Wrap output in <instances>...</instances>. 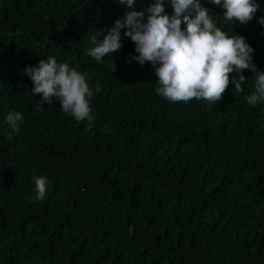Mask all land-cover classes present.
<instances>
[{"label":"trees","instance_id":"obj_1","mask_svg":"<svg viewBox=\"0 0 264 264\" xmlns=\"http://www.w3.org/2000/svg\"><path fill=\"white\" fill-rule=\"evenodd\" d=\"M199 2L264 71V0L233 25ZM125 11L118 0H0V264H264V102L246 100L255 74L242 70L244 91L230 82L216 103L168 101L149 62H126L137 53L123 29L112 56L87 54ZM50 56L87 75L91 126L55 98L39 106L24 70ZM9 112L24 117L18 133Z\"/></svg>","mask_w":264,"mask_h":264},{"label":"clouds","instance_id":"obj_2","mask_svg":"<svg viewBox=\"0 0 264 264\" xmlns=\"http://www.w3.org/2000/svg\"><path fill=\"white\" fill-rule=\"evenodd\" d=\"M136 0H118L125 6L122 18L117 19L103 39L92 35V45L87 54L97 62L120 50L121 29L123 36L135 45L136 55L126 62L136 61L153 66L160 97L171 102L188 103L193 99H204L216 103L234 84L235 93L244 91L242 84L247 77L242 70L254 75V91L246 97L249 105L264 102V71L253 63L254 49L242 35H228L222 31L209 15V9L202 7L199 0H154L145 11L132 10ZM170 2L171 15L165 13L164 3ZM222 6L226 22L247 24L259 9L256 0H210ZM147 13V15H146ZM146 17V18H145ZM264 25V16L259 18ZM183 25V27H182ZM233 30V27H232ZM116 64L114 71L116 70ZM31 79L32 93L39 94V106L59 101L62 111L77 121L94 120L89 98L94 95L87 82V75L70 68L67 63H57L54 57L40 59L38 65L24 70ZM238 78L233 80L232 73ZM100 90L99 85L96 91ZM42 107V106H41ZM19 112H9L6 120L13 133L20 131ZM11 138V135L9 136ZM35 200L43 201L46 195V179L35 178Z\"/></svg>","mask_w":264,"mask_h":264}]
</instances>
